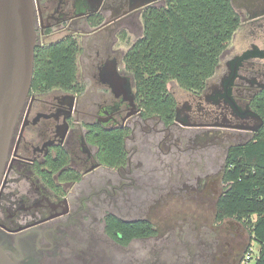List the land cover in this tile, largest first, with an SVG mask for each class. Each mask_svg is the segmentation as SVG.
Here are the masks:
<instances>
[{
    "label": "flooded vegetation",
    "instance_id": "1",
    "mask_svg": "<svg viewBox=\"0 0 264 264\" xmlns=\"http://www.w3.org/2000/svg\"><path fill=\"white\" fill-rule=\"evenodd\" d=\"M97 1L34 0L33 79L12 132L0 184V246L20 264L76 262L77 222L94 203L89 193L104 183L98 170L110 167L90 138L94 126L126 128L127 137L140 133L161 142L175 139V128L225 130L234 138L243 133L255 136L264 127V0H231L241 17L240 28L249 27L252 40L227 59L222 72L209 78L202 90L190 91L187 100L178 102L170 124L158 115H144L127 66L130 49L115 47L127 29L137 31L139 25L143 34L140 18L149 6L165 0L140 7L143 0H101L96 6ZM53 28L65 29L76 39L96 35L85 57L78 41L79 78L73 87L35 84L36 50L47 44ZM227 55L224 52L221 59ZM177 107L181 122H176ZM214 193L218 195L220 188ZM103 233L112 240L105 224ZM231 253L223 254L230 264L239 262V254Z\"/></svg>",
    "mask_w": 264,
    "mask_h": 264
},
{
    "label": "rangeland",
    "instance_id": "2",
    "mask_svg": "<svg viewBox=\"0 0 264 264\" xmlns=\"http://www.w3.org/2000/svg\"><path fill=\"white\" fill-rule=\"evenodd\" d=\"M140 20L143 22L142 17ZM136 28L137 31L125 30L115 47L129 50L142 35L139 25ZM68 35L70 32L65 29L53 28L47 44ZM77 39L82 46L81 57H85L96 35ZM251 40L249 27L239 28L227 44L228 55L220 59L210 79L216 78L225 67L224 62L247 48ZM168 88L175 109L178 102L189 98L191 90L174 80ZM174 132L176 138L170 136L164 142L140 133L129 134L125 168L98 170L104 183L89 193L94 203L89 206L88 215L77 222L74 264H230L223 254L226 251L238 253L239 258L251 247L259 252L260 245L252 237L249 222L232 225L231 218L217 219V201L225 184L223 177L215 180L223 174L228 148L254 136L243 133L232 138L225 130L193 128H175ZM123 183L125 186H120ZM219 188L217 195L214 191ZM108 213L148 219L157 234L119 246L103 233ZM238 241L239 245H234Z\"/></svg>",
    "mask_w": 264,
    "mask_h": 264
},
{
    "label": "trees",
    "instance_id": "3",
    "mask_svg": "<svg viewBox=\"0 0 264 264\" xmlns=\"http://www.w3.org/2000/svg\"><path fill=\"white\" fill-rule=\"evenodd\" d=\"M143 24V34L127 54V66L134 77L144 115H158L170 124L175 100L169 93V82L174 80L191 91L202 90L240 28L241 17L231 0H165L147 8ZM79 48L72 35L39 47L36 86L73 87L79 78ZM261 111L264 115V109ZM128 131L92 128L90 138L100 149V159L110 167L128 161ZM223 183L217 219L249 222L252 237L260 245L256 264H264V127L247 142L228 148ZM252 216H256L255 221ZM104 224L109 237L123 245L157 234L153 223L144 218L125 221L108 213Z\"/></svg>",
    "mask_w": 264,
    "mask_h": 264
},
{
    "label": "water",
    "instance_id": "4",
    "mask_svg": "<svg viewBox=\"0 0 264 264\" xmlns=\"http://www.w3.org/2000/svg\"><path fill=\"white\" fill-rule=\"evenodd\" d=\"M152 1L143 0L137 7ZM34 11V0H0V184L12 132L33 79ZM176 113V122H181L178 107ZM0 264L20 263L0 246Z\"/></svg>",
    "mask_w": 264,
    "mask_h": 264
},
{
    "label": "built area",
    "instance_id": "5",
    "mask_svg": "<svg viewBox=\"0 0 264 264\" xmlns=\"http://www.w3.org/2000/svg\"><path fill=\"white\" fill-rule=\"evenodd\" d=\"M259 258V252H254V249L249 248L239 260L238 264H256Z\"/></svg>",
    "mask_w": 264,
    "mask_h": 264
},
{
    "label": "crops",
    "instance_id": "6",
    "mask_svg": "<svg viewBox=\"0 0 264 264\" xmlns=\"http://www.w3.org/2000/svg\"><path fill=\"white\" fill-rule=\"evenodd\" d=\"M252 219H253V221H255V219H256V216H252ZM233 221H230V223L232 224V225H234V224H240V221H238V220H235V219H232ZM244 224V223H243Z\"/></svg>",
    "mask_w": 264,
    "mask_h": 264
}]
</instances>
